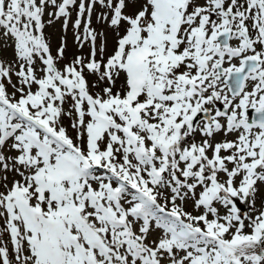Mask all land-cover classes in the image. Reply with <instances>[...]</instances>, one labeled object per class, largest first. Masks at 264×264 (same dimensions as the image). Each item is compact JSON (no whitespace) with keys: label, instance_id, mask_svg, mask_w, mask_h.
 Here are the masks:
<instances>
[{"label":"snow or ice","instance_id":"snow-or-ice-1","mask_svg":"<svg viewBox=\"0 0 264 264\" xmlns=\"http://www.w3.org/2000/svg\"><path fill=\"white\" fill-rule=\"evenodd\" d=\"M0 264H264V0H0Z\"/></svg>","mask_w":264,"mask_h":264},{"label":"rangeland","instance_id":"rangeland-1","mask_svg":"<svg viewBox=\"0 0 264 264\" xmlns=\"http://www.w3.org/2000/svg\"><path fill=\"white\" fill-rule=\"evenodd\" d=\"M73 18H75V16ZM93 19L95 20V17H93ZM47 31L52 37L53 52L55 54V49H56L57 45L59 44L60 37H61V26L59 23H57L53 27L47 29ZM108 36H109L108 47H109V52H110L114 46V36L111 33V31L108 32ZM67 45L68 46L66 49V56L68 58H72L74 55L77 54V48H76V45H75L74 40H73V33H72L71 28L67 32ZM84 52L85 53L87 52V48H85ZM4 55L10 57L11 52L10 51L6 52V53H4ZM257 206H259V199H257Z\"/></svg>","mask_w":264,"mask_h":264}]
</instances>
